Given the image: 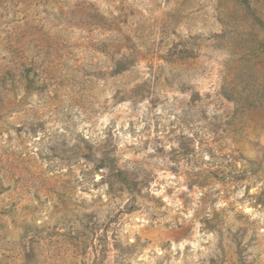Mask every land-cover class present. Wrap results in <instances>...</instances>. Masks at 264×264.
Returning a JSON list of instances; mask_svg holds the SVG:
<instances>
[{
    "label": "rangeland",
    "instance_id": "374dc122",
    "mask_svg": "<svg viewBox=\"0 0 264 264\" xmlns=\"http://www.w3.org/2000/svg\"><path fill=\"white\" fill-rule=\"evenodd\" d=\"M0 264H264V0H0Z\"/></svg>",
    "mask_w": 264,
    "mask_h": 264
},
{
    "label": "trees",
    "instance_id": "16d2710c",
    "mask_svg": "<svg viewBox=\"0 0 264 264\" xmlns=\"http://www.w3.org/2000/svg\"><path fill=\"white\" fill-rule=\"evenodd\" d=\"M124 180H125V183L130 185V182H129L128 178H124Z\"/></svg>",
    "mask_w": 264,
    "mask_h": 264
}]
</instances>
